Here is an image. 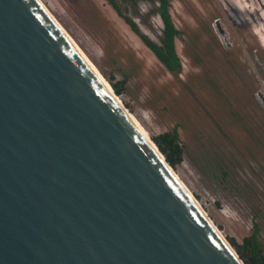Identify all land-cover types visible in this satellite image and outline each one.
<instances>
[{
    "label": "water",
    "instance_id": "water-1",
    "mask_svg": "<svg viewBox=\"0 0 264 264\" xmlns=\"http://www.w3.org/2000/svg\"><path fill=\"white\" fill-rule=\"evenodd\" d=\"M171 168L38 0H0V264H245Z\"/></svg>",
    "mask_w": 264,
    "mask_h": 264
},
{
    "label": "rangeland",
    "instance_id": "rangeland-1",
    "mask_svg": "<svg viewBox=\"0 0 264 264\" xmlns=\"http://www.w3.org/2000/svg\"><path fill=\"white\" fill-rule=\"evenodd\" d=\"M40 1L114 92L113 85L127 79L118 98L152 141L179 126L184 156L172 168L227 242L232 247V240L243 243L257 223L264 244V146L240 122H209L205 100L209 91L214 94L212 84L203 69L195 67L205 64L207 28L213 18L237 19L264 49V0H219L220 7L213 0L212 17L195 0H171V15L181 31L176 40L183 64L180 75L166 70L106 0ZM119 3L143 33L160 43L164 25L157 14L158 0ZM210 99L221 106L219 97Z\"/></svg>",
    "mask_w": 264,
    "mask_h": 264
},
{
    "label": "flooded vegetation",
    "instance_id": "flooded-vegetation-1",
    "mask_svg": "<svg viewBox=\"0 0 264 264\" xmlns=\"http://www.w3.org/2000/svg\"><path fill=\"white\" fill-rule=\"evenodd\" d=\"M140 1L137 0L136 3ZM195 1L197 6H206L209 16L212 17L214 7L210 3L213 0ZM214 1L218 7L221 6L219 0ZM228 17L211 20L210 28H207L209 36L204 53L205 64L203 67L195 65L203 69V74L212 84L209 86L214 92L211 95L209 91L206 96L205 102L210 110V116L207 117L213 125L222 122L224 118L232 125L240 122L242 128L251 131L253 140L264 146V49L257 39L248 37L246 27L240 21L234 19L233 22ZM210 97L222 99L221 106L216 107ZM229 106L232 107L234 116L229 114Z\"/></svg>",
    "mask_w": 264,
    "mask_h": 264
},
{
    "label": "trees",
    "instance_id": "trees-1",
    "mask_svg": "<svg viewBox=\"0 0 264 264\" xmlns=\"http://www.w3.org/2000/svg\"><path fill=\"white\" fill-rule=\"evenodd\" d=\"M106 1L116 10L119 17L125 20L131 30L142 40L145 46L155 54L157 59L167 71L176 75L181 73L183 64L176 50V40L181 36V31L175 26L171 15V0H158L159 7L157 9V14L160 16L164 25L161 43L153 41L149 36L142 32L139 25L119 4V0ZM131 1L136 3L137 0ZM90 7L95 10L94 5ZM126 82L127 79H124L121 83H115L113 85L117 95L122 94ZM178 129L179 126H175L172 130L153 139L160 151L166 157L167 162L172 167L181 164L184 156ZM260 233V227L256 223L252 234L245 238L243 243L239 244L232 240L234 249L237 251L238 255L245 262V264H264V244L261 241Z\"/></svg>",
    "mask_w": 264,
    "mask_h": 264
},
{
    "label": "bare ground",
    "instance_id": "bare-ground-1",
    "mask_svg": "<svg viewBox=\"0 0 264 264\" xmlns=\"http://www.w3.org/2000/svg\"><path fill=\"white\" fill-rule=\"evenodd\" d=\"M38 2L40 3V5L45 9V11L48 13V15L53 19L54 22L57 23V25L59 26L58 22L55 20V18L53 17V15L49 12V10L44 6V4H42V2L40 0H38ZM62 31L66 34V36L70 39V41L73 43V45L77 48V50L82 54V56L85 58V60L91 65V67L94 69V71L99 75V77L103 80V82L109 87V89L113 92V95L115 96V98L120 102V104L123 106V108L127 111V113L134 119V121L139 125V127L143 130V132L145 133V135L148 137V139L152 141V139L149 137L148 133L146 132V130L139 124V122L137 121V119L132 116L130 114V112L128 111V109L125 107V105L121 102V100L118 98V95H115L114 94V91L112 89L111 86H109V84H107V82L104 80V78L98 73V71L95 69V67L89 62V60L85 57V55L82 53V51L78 48V46L75 44V42L71 39V37L67 34V32L65 31V29H63L61 26H59ZM258 32V31H256ZM259 35H261L259 32H258ZM263 42H264V39H263ZM171 172L174 174V176L176 177V179L180 182V184L183 186V188L188 191L187 193H190V195L193 197V199H195L194 201H196L197 205L204 211V213L206 215L207 212L204 210L203 206L201 205V203H199L196 198L193 196V194L190 192V190L187 188V186L181 182L179 176L176 174V172L174 171L173 168H171ZM209 216V215H208ZM211 220V219H210ZM211 223H213V221L211 220ZM213 225L215 226V224L213 223ZM216 227V226H215ZM217 228V227H216ZM218 230V228H217ZM219 234L223 237V235L221 234V232L218 230Z\"/></svg>",
    "mask_w": 264,
    "mask_h": 264
}]
</instances>
